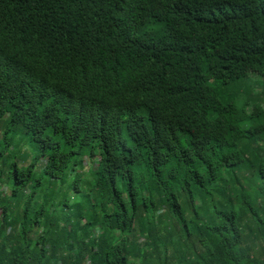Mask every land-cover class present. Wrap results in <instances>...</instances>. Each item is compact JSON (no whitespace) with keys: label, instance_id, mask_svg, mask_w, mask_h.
Here are the masks:
<instances>
[{"label":"trees","instance_id":"1","mask_svg":"<svg viewBox=\"0 0 264 264\" xmlns=\"http://www.w3.org/2000/svg\"><path fill=\"white\" fill-rule=\"evenodd\" d=\"M0 264H264V0H0Z\"/></svg>","mask_w":264,"mask_h":264},{"label":"rangeland","instance_id":"2","mask_svg":"<svg viewBox=\"0 0 264 264\" xmlns=\"http://www.w3.org/2000/svg\"><path fill=\"white\" fill-rule=\"evenodd\" d=\"M225 87H226V86H225ZM228 87H229V86H228ZM257 90L259 91V89H257ZM12 134H15V133H12ZM18 136H21V135H18V134H17L16 137L18 138ZM1 137H2V136H1ZM24 147H25L24 150H26V149H28L29 146L26 144V146H24ZM18 150H19V149H18Z\"/></svg>","mask_w":264,"mask_h":264},{"label":"clouds","instance_id":"3","mask_svg":"<svg viewBox=\"0 0 264 264\" xmlns=\"http://www.w3.org/2000/svg\"><path fill=\"white\" fill-rule=\"evenodd\" d=\"M13 138H14V142H15L16 139H18V141H19L20 136H18V138H17L15 135H13Z\"/></svg>","mask_w":264,"mask_h":264}]
</instances>
